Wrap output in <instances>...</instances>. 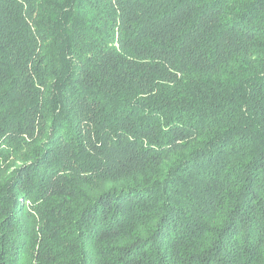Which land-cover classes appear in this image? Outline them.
<instances>
[{"label": "trees", "instance_id": "1", "mask_svg": "<svg viewBox=\"0 0 264 264\" xmlns=\"http://www.w3.org/2000/svg\"><path fill=\"white\" fill-rule=\"evenodd\" d=\"M0 264H264V0H0Z\"/></svg>", "mask_w": 264, "mask_h": 264}]
</instances>
